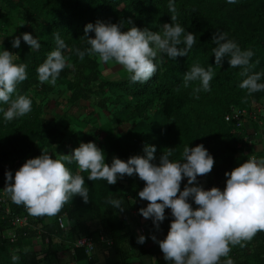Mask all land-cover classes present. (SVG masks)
Wrapping results in <instances>:
<instances>
[{
    "label": "trees",
    "instance_id": "1",
    "mask_svg": "<svg viewBox=\"0 0 264 264\" xmlns=\"http://www.w3.org/2000/svg\"><path fill=\"white\" fill-rule=\"evenodd\" d=\"M168 3L169 0H0V53L8 50L13 54V63L27 65V79L17 84L12 98L25 95L32 101L29 113L9 122L0 111V195L5 191L6 171H12L14 177L27 159L40 156L42 150L55 158L71 154L81 142L95 143L109 165L113 156L126 162L131 156L144 155L145 144L156 146L157 164L169 149L170 159L179 161L185 146L203 144L214 158L213 168L204 180L224 190L225 172L249 158L248 141L257 129L250 118L264 117V91L249 95L246 89L239 88L246 77L240 75V67H230L227 57L222 67L216 66L212 35L216 31L227 33L228 39L242 50H252L250 63L254 67L250 73L264 72V0H236L234 4L228 0H174L176 23L185 29L181 40L192 32L195 43L186 56H164V62L158 64L157 72L145 84L132 83L126 70L123 75L112 72L98 54H86L81 60L74 51L90 47L83 38L84 28L98 20L113 24L124 21L121 31L125 32L133 25L161 31L164 23H171ZM129 18L133 25L127 24ZM56 32L68 46L63 54L70 67L60 72L55 85L40 83L36 69L55 50ZM22 33L32 34L41 44L40 49L32 51ZM89 35L94 38L95 34ZM16 36H21L19 48L12 47ZM196 63L206 70L213 68L211 91L195 93L199 80L184 87V74ZM112 64L117 63L113 60ZM112 73L114 78H110ZM259 83H264V76ZM7 107L0 102V109ZM234 111L240 114L233 116ZM225 116L229 118L225 120ZM65 166L73 175L80 171L76 162H65ZM80 174L89 189L87 204L77 195L57 215L41 217L30 215L11 198L8 214L0 206V264H57L60 255L72 261L92 259L96 244L115 247L124 240L128 227L122 215L145 201L138 195L145 182L134 174L108 185L105 180L89 181L88 172ZM183 188L181 182L180 190ZM108 197L122 199L125 211L106 203ZM188 202L194 209L198 207L191 199ZM58 216L67 226L65 231L57 225ZM165 216L160 230L167 235L173 219L170 209H165ZM20 217L25 218V223L14 227L11 221ZM7 231H13V239H9ZM82 236L92 243L88 252L82 246L73 247V239ZM23 240L35 244L24 249ZM242 243L244 247L230 245L229 257L234 264H264V231ZM16 250L19 260L14 262L12 254Z\"/></svg>",
    "mask_w": 264,
    "mask_h": 264
},
{
    "label": "clouds",
    "instance_id": "2",
    "mask_svg": "<svg viewBox=\"0 0 264 264\" xmlns=\"http://www.w3.org/2000/svg\"><path fill=\"white\" fill-rule=\"evenodd\" d=\"M229 4L236 0H228ZM168 9L172 13L171 23H164L161 31L149 28H137L131 18L127 24L133 25L121 31L120 24L97 21L88 23L84 28L87 45L85 50L76 48L75 54L83 60L85 55H97L104 63L114 60L121 65L132 83H147L157 72L158 64L164 62V56L175 59L188 55L195 43V35L187 32L177 21V9L174 0H169ZM94 33V38L89 35ZM55 36L56 48L48 53L36 72L40 83L49 82L55 85L60 72L66 64L64 50L67 44L59 32ZM23 41L32 51L40 49L41 44L30 33L21 34ZM21 36L12 40V47L19 48ZM212 49L216 66L222 67L225 57L232 68L240 67L243 79L239 88L246 89L248 94L264 91V83H259L264 72L250 73L254 67L250 63L254 55L252 50H242L239 45L228 39L227 33L214 32ZM185 47H178L181 44ZM27 65L13 63V54L8 50L0 53V102L8 105L0 109L4 113L5 122L22 117L31 111L32 101L25 95H17V84L27 79ZM213 79V68L207 70L198 63L193 64L184 74V87L192 81H200V87L193 89L195 93L211 91L210 81ZM246 99V98H245ZM155 145L145 144L144 155H134L125 162L113 156L111 165L105 163L103 151L93 142H81L71 154L52 158L47 150H42L38 157L27 159L15 171H6L4 190L16 205H23L34 217L55 216L74 196H80L83 203H89V189L85 187V179L80 172H88L89 181L105 180L108 185H115L125 175H138L145 182L138 195L141 200L148 201L146 207L139 209L145 219H152L156 229L166 219L165 209L171 210L173 219L166 237L157 239L151 235L163 253L165 261L170 264H234L229 257L231 246L244 247L242 241H249L258 231H264V158L250 157L230 172H225L226 186L223 191L217 187L205 190L197 177L211 172L214 158L203 144L193 148L185 146L182 159L173 161L172 149L156 160ZM65 162H76L79 172L72 174ZM187 178L183 191L181 181ZM201 179V178H199ZM204 179V178H203ZM206 182V181H205ZM179 193V195H177ZM194 201L192 207L188 201ZM159 201V202H158ZM106 203L114 209L124 212V201L108 197ZM136 242L144 244L146 237L139 235ZM18 250L12 254V260H19ZM225 259L221 261V258Z\"/></svg>",
    "mask_w": 264,
    "mask_h": 264
},
{
    "label": "crops",
    "instance_id": "3",
    "mask_svg": "<svg viewBox=\"0 0 264 264\" xmlns=\"http://www.w3.org/2000/svg\"><path fill=\"white\" fill-rule=\"evenodd\" d=\"M2 38L3 34L0 31V42ZM113 65L114 66L110 67L112 72L120 71V68L116 67V65L119 64ZM250 119L256 124L257 129L256 132L253 133L254 138L248 141V147L250 149L248 155L249 158L256 157L257 159H261L264 158V151H262L264 150V117L257 119L252 116ZM247 124L248 122L245 121L244 125L247 127L246 130L250 131ZM2 193H4V191ZM146 206L147 204L145 201H140L136 208L132 207L127 210L129 212V219L126 218V211L124 212L122 217L127 224L128 232L125 234L124 240L118 244V246L103 247L96 244L92 251V259L72 261L70 257L60 255L57 264H155L157 261L164 260L159 245L153 242L151 235L154 234L157 236V239L162 240L166 237V234H163L161 230L158 231L153 223H149L148 219H145L139 214V209ZM168 225L170 227V223ZM141 227L144 229L143 232L140 231ZM135 229H138L139 235H144L146 237V242L144 244L141 245L136 242L137 239L133 237ZM7 233H9V231H7ZM34 244L35 242L32 240H23L21 248L30 249ZM165 264H170V262L165 261Z\"/></svg>",
    "mask_w": 264,
    "mask_h": 264
},
{
    "label": "built area",
    "instance_id": "4",
    "mask_svg": "<svg viewBox=\"0 0 264 264\" xmlns=\"http://www.w3.org/2000/svg\"><path fill=\"white\" fill-rule=\"evenodd\" d=\"M240 112L239 111H234V114L233 116H237L239 115ZM229 118V116H225V120H227ZM199 178H204V176H198L197 179ZM183 184H186L187 182V178H183L182 181H181ZM204 187L205 190H208V189H211L212 186L211 184L207 183V182H204V184L202 185ZM10 199L9 197V194H7L5 191L4 193H2L0 195V206L1 208L3 209V212L5 214H8L9 212V208H8V200ZM149 220H152L151 218H149ZM56 222H57V225L59 227V229H61L62 231H65L67 229V226L66 224L64 223V220L62 218V216H58L56 218ZM25 223V218L24 217H20V218H14L12 221H11V224L15 227L16 225H21V224H24ZM140 231L143 232L144 229L141 227L140 228ZM9 239H13L14 237V234H13V231H9ZM101 238V237H100ZM107 243H109V240H107ZM91 245L92 243L90 242V240L84 236L82 237H79V238H76L74 241H73V247H79V246H82L84 247V250L86 252H88L90 249H91Z\"/></svg>",
    "mask_w": 264,
    "mask_h": 264
},
{
    "label": "rangeland",
    "instance_id": "5",
    "mask_svg": "<svg viewBox=\"0 0 264 264\" xmlns=\"http://www.w3.org/2000/svg\"><path fill=\"white\" fill-rule=\"evenodd\" d=\"M99 60H100V59H99ZM101 62H102V61H101ZM112 63H113V60H110V61L107 62V63L102 62V64H105L107 68H110V67L114 66ZM116 67L120 68L119 73H120L121 75H123V73L125 74V69H124L121 65H116ZM110 69H111V68H110ZM113 75H114V74L112 73L111 76H110V78H114ZM108 77H109V74H108ZM50 119H51V118H50ZM198 182H199L200 185H203L204 182H205V180H204L203 178H201V179H198ZM186 183H187V182H186ZM125 215H126V218L129 219V212H128V211L125 212ZM138 233H139V232H138V229H135V230H134V233H133V237H134L135 239H137V237H138V235H139Z\"/></svg>",
    "mask_w": 264,
    "mask_h": 264
},
{
    "label": "bare ground",
    "instance_id": "6",
    "mask_svg": "<svg viewBox=\"0 0 264 264\" xmlns=\"http://www.w3.org/2000/svg\"><path fill=\"white\" fill-rule=\"evenodd\" d=\"M73 240H75V239H73ZM80 249V248H79ZM76 251V250H75ZM82 251H83V249H82ZM84 253V252H83ZM89 257V256H88Z\"/></svg>",
    "mask_w": 264,
    "mask_h": 264
}]
</instances>
